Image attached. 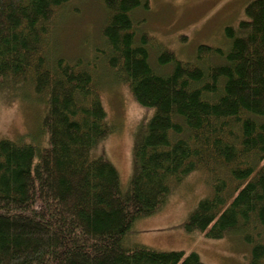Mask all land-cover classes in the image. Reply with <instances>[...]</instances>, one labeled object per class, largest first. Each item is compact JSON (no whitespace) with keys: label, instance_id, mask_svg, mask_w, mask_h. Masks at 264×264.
I'll list each match as a JSON object with an SVG mask.
<instances>
[{"label":"trees","instance_id":"16d2710c","mask_svg":"<svg viewBox=\"0 0 264 264\" xmlns=\"http://www.w3.org/2000/svg\"><path fill=\"white\" fill-rule=\"evenodd\" d=\"M71 1L0 0V82L32 85L46 103L36 136L0 140V264H204L195 252L128 244L134 224L195 171L212 193L184 232L236 235L250 246L248 264H264V0L225 28V50L200 45L193 61L161 50L155 67L153 40L134 19L147 0H101L94 58L151 112L134 136L125 189L97 151L114 128L95 70L51 52Z\"/></svg>","mask_w":264,"mask_h":264},{"label":"rangeland","instance_id":"374dc122","mask_svg":"<svg viewBox=\"0 0 264 264\" xmlns=\"http://www.w3.org/2000/svg\"><path fill=\"white\" fill-rule=\"evenodd\" d=\"M251 1L147 0L148 8L135 11L134 19L141 20L142 32L153 40L148 50L151 65L155 67V54L161 50L172 52L180 61H193L200 45L225 50L229 43L225 28L237 27ZM105 16L101 0H72L54 24L50 48L56 57L68 62L80 59L87 68L95 70L101 101L114 128L97 151L116 168L125 189L132 171L134 136L151 112L138 106L127 85L106 71L101 59L94 58L96 50L102 48L99 32ZM22 83L0 82V140H16L26 134L34 137L40 129L45 97L39 98L32 85ZM211 193L207 175L193 172L182 183L173 185L170 198L158 213L134 224L128 244L185 254L195 252L204 264H248L250 246L238 236L211 240L182 229L197 202Z\"/></svg>","mask_w":264,"mask_h":264}]
</instances>
